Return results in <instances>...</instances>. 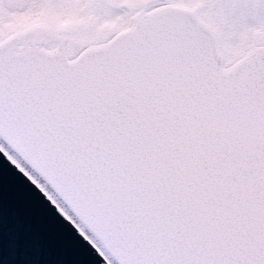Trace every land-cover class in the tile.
<instances>
[{
  "label": "snow or ice",
  "instance_id": "snow-or-ice-1",
  "mask_svg": "<svg viewBox=\"0 0 264 264\" xmlns=\"http://www.w3.org/2000/svg\"><path fill=\"white\" fill-rule=\"evenodd\" d=\"M0 153L103 264H264V0H0Z\"/></svg>",
  "mask_w": 264,
  "mask_h": 264
},
{
  "label": "water",
  "instance_id": "water-1",
  "mask_svg": "<svg viewBox=\"0 0 264 264\" xmlns=\"http://www.w3.org/2000/svg\"><path fill=\"white\" fill-rule=\"evenodd\" d=\"M0 264H103L95 249L3 153Z\"/></svg>",
  "mask_w": 264,
  "mask_h": 264
}]
</instances>
